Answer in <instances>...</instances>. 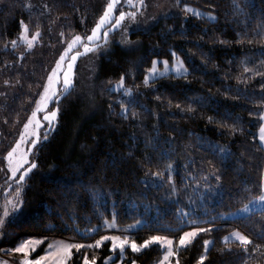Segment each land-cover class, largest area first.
I'll use <instances>...</instances> for the list:
<instances>
[{
  "label": "trees",
  "instance_id": "obj_1",
  "mask_svg": "<svg viewBox=\"0 0 264 264\" xmlns=\"http://www.w3.org/2000/svg\"><path fill=\"white\" fill-rule=\"evenodd\" d=\"M35 2L28 10L26 0H0V84L16 92L0 105L3 167L13 132L37 101L63 43L89 33L108 0ZM180 3L212 12L216 20L179 14L148 30L120 29L93 58L81 59L75 90L60 100L57 126L35 154L38 167L24 184L22 209L0 245L14 246L27 236L90 244L113 218L120 231L141 224L129 239L142 243L151 235L179 237L195 218L211 231L180 252V264H197L204 240L213 242L205 264H264V211L238 215L264 193V0ZM20 21L31 34L41 32L32 49L18 42ZM173 52L189 73L145 84L153 61L172 62ZM121 77L129 99L110 89ZM147 170L162 177H146ZM236 231L261 251L250 245L244 252L234 240L225 245L224 237ZM113 253L118 256L107 263ZM125 253L126 264H158L163 249ZM119 254L105 241L76 252L73 262L82 264L87 255L96 264H114Z\"/></svg>",
  "mask_w": 264,
  "mask_h": 264
},
{
  "label": "snow or ice",
  "instance_id": "obj_2",
  "mask_svg": "<svg viewBox=\"0 0 264 264\" xmlns=\"http://www.w3.org/2000/svg\"><path fill=\"white\" fill-rule=\"evenodd\" d=\"M127 4L135 8L137 5L141 8L146 7L145 0H126ZM122 3V0H108L106 5V10L100 16L95 27L91 30L90 35H75L71 41L67 44L66 49L63 54L59 56V59L56 61L55 68L51 71V74L47 77V84L43 86V92L40 94L39 101L36 102V107L32 111L31 117L28 119L27 123L24 125V131L20 135L19 141L7 152L5 157L7 161V168L11 172L13 179H17V174L19 177L17 183L19 187L16 189V196L14 198L15 202L8 201L5 205L2 214H0V228H3L5 219L8 218L12 213L18 212L23 206V199L21 193L23 191V186L26 183V178L29 177L30 173L38 167L37 163L34 160H30V156H34L35 153L32 151L37 148V145L41 143V135L39 129L44 125L41 122V119L38 118V113H44L42 119L43 121L48 122V125L51 126L53 122L57 120L58 113L60 111V100L61 98L70 96L75 90V67L78 58L81 56H86L89 53L97 52L101 45L98 43L101 39L104 40L105 44L108 43L109 33L115 29L124 26L123 22L128 19L133 22L136 21L137 12H124L120 11L116 15L118 6ZM31 7V5H28ZM45 7H47L45 5ZM186 12H193L195 15L200 16L201 13L193 9H185ZM215 19V17H211ZM20 25L23 29L21 38L27 44L28 49L34 47V43L41 36L40 31H36L34 36L31 38L28 37L29 26L24 21H20ZM107 30L102 32V29ZM64 34L61 33V36ZM224 43V41H220ZM242 42V41H241ZM252 43V41H249ZM12 46L15 48L17 42L12 41ZM94 45V46H93ZM7 47V45H5ZM83 49L80 51L79 49ZM75 50V51H74ZM74 53V54H73ZM172 56L176 57L177 73L186 72L187 70L183 66V62L176 56V53L173 52ZM157 61H153V67L150 69V75H155L157 73ZM165 70L168 69V61H164ZM248 71V69H246ZM163 74V73H161ZM7 83V82H5ZM148 83V80H145V84ZM124 87V77L120 78V81L117 85V90ZM127 94H131V91L125 89ZM54 105V110L49 111V105ZM123 107V112L128 113V108ZM135 115V113H133ZM210 122H211V118ZM260 120L264 121V115L260 116ZM237 129L232 128V132L235 133ZM47 134H44L43 139L47 140ZM259 139L261 144H264V125H261L259 128ZM30 147L27 150H24V146L29 144ZM171 165H168L166 171L171 169ZM145 176H155L157 178L162 177L161 172H151L147 170ZM217 181L221 178L219 176L215 177ZM175 189H173V192ZM258 204L261 211H264V193L258 197L250 200L248 204H245L243 208L239 209V212L249 213L251 208L249 205ZM181 213L185 217H190V214L181 210ZM137 223H140L137 221ZM189 225L193 227L189 231H184L179 237H169L167 235H151L145 239L142 243H137L134 239H129L127 236L120 235H104L101 236L99 240H96L94 243L82 244V243H68L65 241H51L48 242L45 249V255L36 257L35 259L30 258L32 253L36 251L37 247L44 243L43 239H26L21 241L14 248L7 250L9 253H19L22 254V259L18 264H68L73 256V249L76 252H80L81 249H96L100 248L105 241L111 242V251L115 252L117 249L121 252H124L125 248L128 247L132 252L139 253L144 249L149 248L150 246L157 245L163 249L162 259L159 260L158 264H180V252L189 248L200 236L201 233H208L211 231L210 228L201 227L204 221L197 220L195 218H189L187 220ZM106 227L114 228L116 227L115 218L111 222H106ZM134 227L130 225L129 228ZM95 231V229H93ZM127 231V229H125ZM232 239L239 243L244 252H248L250 245L255 247L257 252L261 251L260 245H254L253 241L249 239L247 235L242 234L239 231H236L231 234V237H224V243L227 245L229 240ZM212 241L204 240L203 241V254L199 257L197 264H205V261L208 259L209 245L212 244ZM231 250L230 248L228 249ZM264 254V253H262ZM82 264H96V259H89L87 255H82ZM110 259V258H109ZM0 264H9L8 261H0ZM135 264V262H133Z\"/></svg>",
  "mask_w": 264,
  "mask_h": 264
},
{
  "label": "rangeland",
  "instance_id": "obj_3",
  "mask_svg": "<svg viewBox=\"0 0 264 264\" xmlns=\"http://www.w3.org/2000/svg\"><path fill=\"white\" fill-rule=\"evenodd\" d=\"M134 3H135V0H134ZM29 4L31 5V7L28 6ZM145 4H146V7L141 8V7H139L137 5V7L133 8V7H131L130 5L127 4L126 0H122V3L118 6L116 15H118L120 11H124V12H133V11H135V12H137L136 21L133 22L131 20L126 19L123 22L124 26L119 27V28H117L114 31L109 33L108 40H109L111 34L115 33L116 31H118L120 29H124L125 31H127V33H130L132 31H136V30H148L153 25H155L160 19L166 18V17H169V16H173V15L182 14V15H184L186 17H188V16H196V17H204V18H207V19H209L211 21H215L216 20V15L214 13L209 12V11H207L205 9L200 8V7L191 5V4L180 3V0H145ZM34 5H37L35 0H26V6H27L28 10L35 9L36 7ZM185 9H193L195 11L200 12L201 15L197 16L193 12H186ZM211 17H215V19H212ZM107 27H109V26H106L105 29H102V32L106 31ZM22 33H23V29H22L21 34ZM21 34H20L18 42L26 44L25 41L21 38ZM90 34H91V31L89 33H87L86 35H90ZM76 35L85 36V35H82V34H76ZM32 36H34V34H31L30 30H29L28 37L31 38ZM70 41L63 43L57 60L59 59V56L63 54L64 50L67 47V44ZM37 42H38V40L35 41L34 45ZM98 43L101 45V44H104L105 42H104L103 39H101L100 41H98ZM136 45H137V43H127L126 44V46H132V47H135ZM79 50L83 51L82 48L79 49ZM94 53L95 52L89 53L86 56H81L80 58H78V60L76 62L75 72H76V69H77L81 59L85 58V57L93 58L94 57V55H93ZM177 57H179V56H177ZM179 59L183 62V66L187 70L186 72L177 73V71H176V66H177L176 57H174L172 62L167 60V59H163V60L155 59L154 61L158 62L157 65H156L157 73L155 75H150V69L153 67V63H152L151 68L149 69V71L147 72V74L145 76V80L146 79L148 80L147 85L150 84L151 82L155 81L156 79L161 78V77H167V76H170V75L182 76V75L188 74L189 71H190L188 66L186 65V63L180 57H179ZM56 61L53 64V66H52V68H51V70L49 72V75L51 74V71L55 68ZM164 61H168V69L167 70H165V68H164V64H163ZM161 73H163V74H161ZM75 78H76V76H75ZM118 83L119 82L115 83L113 86H111L110 89L112 91L119 92V94H120L119 96L121 97L120 100L124 99L125 96H126L127 99H129L131 94L129 95V94L126 93L125 89H127V87L124 85L123 88H119V90H117ZM46 84H47V81H46L45 85ZM42 92H43V90L41 91L40 94H42ZM40 94H39V97H38L36 102L39 101ZM15 95H16L15 90H12L9 87H6L5 85L3 86V84H0V105L5 103V102H7V101H9ZM36 102L34 103L29 115L26 117V119L24 120L22 125L16 131L13 132V134L15 135L16 138H15V142H14L12 147H14L15 144L19 141L20 135L24 131V125L27 123L28 119L31 117L32 111L36 107ZM51 110H54V105L53 104L49 105V111H51ZM43 115H44V113H38V118L41 119V122H42V124L44 126L39 129V133L41 135V143L37 145L36 149L32 150L35 154L37 153L38 148L44 142H46L49 139L50 135L55 130V128L57 126V123H58L59 113H58V116H57V120L55 122H53L51 126L48 125V122L43 121V119H42ZM263 125H264V121H263ZM44 134H47V137H48L47 140L43 139ZM2 141H3V133L1 132V129H0V152H1V143H2ZM259 141H260V139H259ZM261 145L264 148V144H261ZM29 147H30V142H29V144L24 146V150H27ZM6 155H7V153H6ZM6 155L4 156V159H5ZM29 159L35 161V155L34 156H30ZM18 177H19V173L17 174V179H18ZM17 179H13L12 178L11 172L7 168V161L5 159L4 167L2 165H0V190H1V192H0V214H2L3 209H4V207H5V205L7 204L8 201L15 202L14 198L16 196V189L19 187V185L17 183ZM6 184H8V185H6ZM22 194H23V191L21 193V196H22ZM249 207L251 208V212H249V213L239 212L238 215H247V214H250V213H252L254 211H259L260 210L259 205L255 204V203L249 205ZM21 209H22V207L20 208V210L18 212L12 213L8 218L5 219L3 228H0V242H2L4 237H5V234L7 232V229H6L7 225H9V223H11L12 221H14L16 219V217L18 216V214L21 211ZM140 226H141V224H136L132 228L128 227L127 231H120L117 226L114 227V228L106 227L107 232L105 233V235H120V236H127L129 238V236L132 233L136 232L140 228ZM192 227L193 226L185 229L184 231H189V230H191ZM183 232L181 233V235L183 234ZM227 237H231V234L229 236H227ZM26 239H43L44 240V243L41 244L39 247H37L36 251L32 253V256L30 257L32 259H35L36 257L41 256V255H45V249L47 247L48 242H51V241H65V242H68V243H80V242L75 241L74 239L64 238V237L27 236V237H25L23 239H20L14 246H11V243L6 244V245H0V261H8L9 264H18V262L23 258L22 254L14 253V252L9 253V251H7V250H10V249L14 248L21 241L26 240ZM230 240H232V239H230ZM209 241H212V240H209ZM211 246H212V244L209 245V249H210ZM127 248L128 247H126L125 250ZM125 250H124V252L122 254L120 252V254H119L120 255V259L114 264H126L127 263L125 261V258L128 255H127V253H125ZM75 253H76V250L73 249V256H72L71 260L68 262V264H74L73 258H74ZM117 256H118V254L113 253L112 255H110L107 258L106 262L109 263V262L114 261ZM89 259L91 260V258H89Z\"/></svg>",
  "mask_w": 264,
  "mask_h": 264
}]
</instances>
